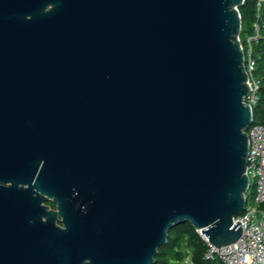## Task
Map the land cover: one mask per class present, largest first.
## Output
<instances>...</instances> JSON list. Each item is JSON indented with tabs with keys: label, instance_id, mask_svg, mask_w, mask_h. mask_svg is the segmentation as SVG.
<instances>
[{
	"label": "water",
	"instance_id": "95a60500",
	"mask_svg": "<svg viewBox=\"0 0 264 264\" xmlns=\"http://www.w3.org/2000/svg\"><path fill=\"white\" fill-rule=\"evenodd\" d=\"M245 1L0 0V264H154L185 224L240 240Z\"/></svg>",
	"mask_w": 264,
	"mask_h": 264
},
{
	"label": "built area",
	"instance_id": "2783aa9c",
	"mask_svg": "<svg viewBox=\"0 0 264 264\" xmlns=\"http://www.w3.org/2000/svg\"><path fill=\"white\" fill-rule=\"evenodd\" d=\"M260 36L261 27L256 24L255 34L247 39L248 53L247 56L245 55V67L250 86L246 104L251 107L252 113L259 102L260 87V82L254 76L253 44L260 39ZM262 54L264 56V49ZM247 135L249 138L247 175L250 180V190L254 183L256 185V194L252 199L248 196L249 192L247 193L246 209L243 215L234 221L236 225L243 226L242 237L236 244L217 248L211 245L201 232L197 231L208 246L205 256L207 261L219 260L223 264H264V124H255L253 121ZM252 200L253 204H251ZM188 263L190 264V261Z\"/></svg>",
	"mask_w": 264,
	"mask_h": 264
},
{
	"label": "trees",
	"instance_id": "16d2710c",
	"mask_svg": "<svg viewBox=\"0 0 264 264\" xmlns=\"http://www.w3.org/2000/svg\"><path fill=\"white\" fill-rule=\"evenodd\" d=\"M239 11L242 18L240 41L246 56L247 39L255 34L256 24L261 27L260 39L253 44L254 76L260 82L259 102L254 109L253 121L255 124H264V0H246ZM251 190L248 193L249 198ZM207 251L208 246L192 225H180L169 232L167 243L159 250L154 264H186L187 261L190 264H223L219 260L207 261Z\"/></svg>",
	"mask_w": 264,
	"mask_h": 264
},
{
	"label": "rangeland",
	"instance_id": "374dc122",
	"mask_svg": "<svg viewBox=\"0 0 264 264\" xmlns=\"http://www.w3.org/2000/svg\"><path fill=\"white\" fill-rule=\"evenodd\" d=\"M255 190H256V185H255V183L253 184V187H252V190H251V192H250V197L253 199L254 198V196H255V194H256V192H255ZM251 204H253V200L251 201ZM189 262V261H188ZM187 262V264H189Z\"/></svg>",
	"mask_w": 264,
	"mask_h": 264
},
{
	"label": "flooded vegetation",
	"instance_id": "af4514ba",
	"mask_svg": "<svg viewBox=\"0 0 264 264\" xmlns=\"http://www.w3.org/2000/svg\"><path fill=\"white\" fill-rule=\"evenodd\" d=\"M47 207H49L50 209H52V210H55L56 209V206L53 204V203H51V202H48V203H46L45 204Z\"/></svg>",
	"mask_w": 264,
	"mask_h": 264
}]
</instances>
